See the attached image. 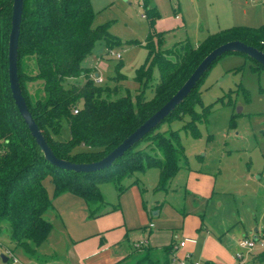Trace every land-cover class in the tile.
<instances>
[{"label": "trees", "instance_id": "16d2710c", "mask_svg": "<svg viewBox=\"0 0 264 264\" xmlns=\"http://www.w3.org/2000/svg\"><path fill=\"white\" fill-rule=\"evenodd\" d=\"M12 3L0 0V232L7 223L9 249L14 255L20 252L28 258L45 260L38 248L52 230L50 216L54 208L43 179L51 177L54 196L71 192L83 198L91 218L117 208L103 196V183L111 182L120 194L137 182L133 179L124 184L125 179L157 167L156 190L166 191L187 163L179 132L171 129L170 123L187 116L182 128L196 134L197 124L207 120L210 105L201 112L195 107L202 102L196 89L208 71L160 124L110 166L93 172L58 168L45 160L11 96L7 52ZM142 7L149 32L144 42L130 43L143 45L148 53L135 71L133 79L139 87L133 93L124 83V75L119 73L111 86H103L95 82L92 70L82 65L96 42L103 41L108 49L121 44L109 34L108 25H92L95 13L90 0H23L18 80L33 119L58 158L87 163L104 157L161 107L218 45L239 40L264 52V25L234 26L211 33L196 45L185 40L169 49L157 48L163 40V32L154 29L159 13L149 0H143ZM78 78L81 81L71 82ZM63 121L69 128L68 139L60 137ZM175 246L171 242L157 255L156 248L145 245L142 254L133 256L136 251L130 252L113 264H169L175 259ZM127 258L131 262L124 263ZM254 258L263 261L264 250Z\"/></svg>", "mask_w": 264, "mask_h": 264}, {"label": "rangeland", "instance_id": "374dc122", "mask_svg": "<svg viewBox=\"0 0 264 264\" xmlns=\"http://www.w3.org/2000/svg\"><path fill=\"white\" fill-rule=\"evenodd\" d=\"M90 1L95 13L92 25H108L109 34L121 44L108 49L103 41L96 42L82 65L101 77L103 86H111L119 73L124 75V83L134 93L139 87L133 79L135 71L148 53L143 45L130 43L144 42L149 32L143 0ZM149 3L159 13L154 29L163 32L161 44H156L161 49L185 40L196 45L207 35L234 26L264 25V0H149ZM118 53L120 58L115 57ZM79 81L81 78L71 80ZM196 92L202 102L195 110L201 112L207 105L211 109L207 120L197 124L196 134L182 128L187 116L170 123V128L179 132L187 163L171 181L167 199L184 209L187 224L198 222L195 251L190 255L187 248H177L173 264H204L206 256L200 250L205 239L210 254L220 257L219 264H264V260L254 258L263 251L259 248L251 252L243 250V257L237 258L241 249L231 239V235L241 236L239 240L249 237L248 229L256 226L264 231V70L243 55L226 54L211 66ZM60 137H70L66 121L62 122ZM133 179L144 188L146 197L162 194L155 191L159 181L157 167L135 172L123 183L130 184ZM100 188L106 201L116 205L118 192L114 184L103 183ZM184 188L188 194L182 195ZM8 229L4 223L0 232V264H4L1 255H6L11 246ZM57 234L58 231H52L51 236L58 238V249L62 251V238ZM175 237L180 242L189 236L184 229H177ZM48 244L39 249L46 257L53 249ZM143 246L144 243L132 249L131 252L136 251L132 255L142 254ZM129 262L128 258L124 261ZM11 264L19 263L11 261Z\"/></svg>", "mask_w": 264, "mask_h": 264}, {"label": "crops", "instance_id": "0c3cea01", "mask_svg": "<svg viewBox=\"0 0 264 264\" xmlns=\"http://www.w3.org/2000/svg\"><path fill=\"white\" fill-rule=\"evenodd\" d=\"M43 185L54 208V212L50 216L52 230L42 243H49L48 245L53 248L50 251L51 255L46 257L40 253L41 244L38 252L45 260L28 258L18 252V257L16 256L18 262L16 263L113 264L135 249V244L142 240L145 242L144 245L156 248V252H160L161 247L167 246L171 242H175L178 249L187 248V254L190 255L196 249L198 222L193 221L187 224L183 217L184 209L177 207L167 199L168 193L172 189L171 186L166 191L155 189L157 192L161 191L162 194L148 198L144 195V188L136 182L118 194L115 210L91 218L88 216L87 205L83 198L71 192L54 196V185L50 176L43 179ZM200 193L202 192L200 191ZM185 194H188L186 188L182 195ZM177 229H184L185 235L189 236L185 238V241H180L184 242V245L176 242ZM52 231H58L57 236H61L62 251L58 249L60 246L58 238L56 240L51 236ZM248 233L249 237H254L264 231L261 227L256 226L248 229ZM240 237L231 235L235 247L238 245ZM207 245L208 239H205L200 254L206 256V261L219 264L217 261L220 257L210 254ZM174 262L176 259L171 264Z\"/></svg>", "mask_w": 264, "mask_h": 264}, {"label": "water", "instance_id": "95a60500", "mask_svg": "<svg viewBox=\"0 0 264 264\" xmlns=\"http://www.w3.org/2000/svg\"><path fill=\"white\" fill-rule=\"evenodd\" d=\"M23 10V0H13L11 14V28L8 36V83L12 99L21 117L26 123L31 135L35 139L45 160L52 165L75 172H93L110 166L117 158L121 157L130 147L142 139L153 128L160 124L164 118L190 93L197 82L208 71L210 66L227 53H240L258 62L264 68V52L239 40H231L222 43L208 52L197 64L188 78L176 90V92L153 114L144 120L135 130L126 136L117 146H115L104 157L97 161L87 163H75L58 158L46 142L42 131L33 119L18 80L17 60H18V38ZM238 107V111H239ZM256 236H254L255 238ZM2 261L7 262V256L1 255Z\"/></svg>", "mask_w": 264, "mask_h": 264}, {"label": "built area", "instance_id": "2783aa9c", "mask_svg": "<svg viewBox=\"0 0 264 264\" xmlns=\"http://www.w3.org/2000/svg\"><path fill=\"white\" fill-rule=\"evenodd\" d=\"M115 57L116 58H120V54H115ZM94 80L95 82L97 83H101L102 82V79L101 77L97 76L94 77ZM74 113H77V110H74ZM152 225V224H151ZM145 243L143 240L142 241H139L138 243L135 244V247H139L140 244H143ZM180 245H184V242H180ZM238 247L241 249L240 252H237L236 253V257L237 258H242L243 257V254H242V251L245 250V251H248V252H251L253 251L255 248H259L261 250H264V233H261L260 235H256V237H244L242 239H240L238 241ZM175 248H177V246H175ZM6 256H7V261L6 263L4 264H11V261L13 263H16L18 262V259L17 257L12 253V251L8 248L7 251H6ZM188 264H199L198 262H189Z\"/></svg>", "mask_w": 264, "mask_h": 264}]
</instances>
